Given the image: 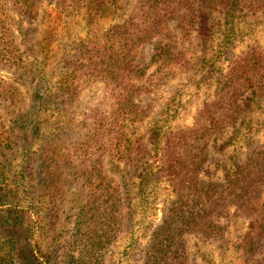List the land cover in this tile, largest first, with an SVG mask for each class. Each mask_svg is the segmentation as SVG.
Returning <instances> with one entry per match:
<instances>
[{
	"label": "trees",
	"instance_id": "obj_1",
	"mask_svg": "<svg viewBox=\"0 0 264 264\" xmlns=\"http://www.w3.org/2000/svg\"><path fill=\"white\" fill-rule=\"evenodd\" d=\"M119 1L0 0V69L14 75H0V118L7 108L20 111L16 123L0 121V264H107L125 232L129 258L143 235L137 227L148 226L142 264H194L188 238L224 239L231 224L221 218L235 217L247 223L235 245L241 263L264 264V143L254 140L260 127L249 115L264 107L263 51L250 47L225 70L204 55L203 76L188 82L213 78L217 86L191 126L165 133L170 104L158 118L140 99L189 68L185 41L198 36L203 53L215 41L226 51L241 14L258 12L264 0H136L125 19L106 23ZM215 14L219 25L211 24ZM33 26L43 29L38 42L27 40ZM31 52L40 54L33 78ZM17 80L32 85L24 92ZM96 82L103 97L74 125V104ZM239 136L249 144L246 157L233 149L219 159ZM77 183L85 197L72 220L66 198ZM161 184L169 193L150 225ZM66 229L60 254L54 247ZM36 232L52 243L40 247Z\"/></svg>",
	"mask_w": 264,
	"mask_h": 264
},
{
	"label": "rangeland",
	"instance_id": "obj_2",
	"mask_svg": "<svg viewBox=\"0 0 264 264\" xmlns=\"http://www.w3.org/2000/svg\"><path fill=\"white\" fill-rule=\"evenodd\" d=\"M136 0H120L118 4V15L115 19H108L105 22L109 23L112 21H122L125 19L134 5ZM261 9L258 12H250L249 15L241 14L239 18L238 28L241 30L238 39L235 43L230 46L229 49L223 51L219 49V42L215 41L214 45L211 46L208 53H203L202 49L205 47L204 42L198 36L192 37V40L185 41V50L187 52V57L190 59L189 68H187L182 73L176 75V77L170 79V82L162 86H158L153 92L144 94L141 96V101L152 102L153 112L152 116L160 117V112L166 109L168 104H170L171 109L165 110L167 113L164 114L168 119L165 120L164 132L168 133L170 131H175L186 126H191L194 124L197 117L198 111L203 105V103L211 99L216 91L217 83L213 78L203 82L201 86L194 85L192 82H188L189 77H194L195 79H200L203 76V71L200 70L202 66V58L204 55L207 57L206 60L214 61L216 60V67L220 70H225L229 67L231 61L236 56L243 52H246L250 47H256L258 50H262L264 53V4H260ZM47 6V4L45 5ZM49 13L53 16L55 11L52 6L47 7ZM224 21L223 17L219 14H215L211 19V24L219 25ZM27 26V25H26ZM32 28V27H31ZM38 30H29L27 33V40L29 42H38L41 39L42 33L41 28L38 26H33ZM244 37L242 38V35ZM241 36V37H240ZM240 37V38H239ZM242 39V40H239ZM153 50V44H149L144 48V54L149 57ZM214 57V59H211ZM30 63L32 67L30 68L29 78L35 76V67H37V62L40 59L39 53H30ZM0 75L6 78H13L14 75L0 69ZM24 83V80H17V84L25 92L29 85ZM35 83H33L34 85ZM104 83L96 82L86 88L81 94L78 101L74 104V113L72 118L74 119V125L80 124L81 121L86 117L87 112L91 109L96 102L101 99L104 95ZM178 93L175 96V94ZM171 100V101H170ZM170 102V103H169ZM3 117L0 121L7 123H16L14 121L20 116V111L17 108H7L5 112L1 113ZM255 123H259L258 131L253 133L252 136L256 142L264 143V107L261 109H252L249 114ZM147 120L140 124L141 129L145 128ZM230 133V132H229ZM240 143L235 146L230 147L221 155H218L219 159H223L232 153L233 149H237L236 153L245 158L250 147L248 143H244L242 138L239 136ZM37 147V146H36ZM20 157H17L13 162L11 167L12 174H17L19 171L18 162ZM220 175L222 173H219ZM169 193L167 186L161 184L159 188V201L157 208L154 209L153 215L149 216L147 221L152 223H157L162 217V209L167 199V194ZM85 188L81 183H77L72 190L67 195V212L71 215V219L75 220L77 211L84 201ZM69 207V208H68ZM72 208V210L70 209ZM36 217L28 214L27 222L31 223L35 221ZM222 222H227L231 224L229 233L224 239L218 241H208L201 237L190 236L187 241L188 251L190 253L191 260L194 264H242L243 257L241 252L235 248V245L239 243L241 236L247 231V223L243 222L238 217H235L232 221L226 218H221ZM70 227V226H69ZM34 229V228H33ZM153 226H148V228L142 229L137 227V234H143L138 239L137 246H134L133 251L129 253V258L123 254L124 250L129 245V233L125 232L119 240L115 242L112 246L110 256L108 258L107 264H142L143 255L145 253V247L150 239ZM35 241L42 247L46 248L52 243V235L49 237L47 235H41L36 232L34 236ZM70 241V229L65 230V235L60 238V245L54 247L60 250V254L63 252V248ZM64 246V247H63ZM129 251V250H128Z\"/></svg>",
	"mask_w": 264,
	"mask_h": 264
}]
</instances>
